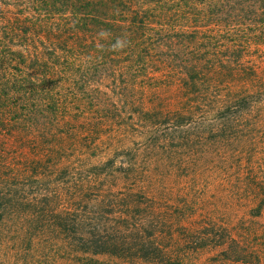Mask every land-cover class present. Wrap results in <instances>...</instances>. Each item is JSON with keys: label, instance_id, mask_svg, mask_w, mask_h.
Segmentation results:
<instances>
[{"label": "trees", "instance_id": "trees-1", "mask_svg": "<svg viewBox=\"0 0 264 264\" xmlns=\"http://www.w3.org/2000/svg\"><path fill=\"white\" fill-rule=\"evenodd\" d=\"M263 55L264 0H0V264H264L148 175L247 171Z\"/></svg>", "mask_w": 264, "mask_h": 264}, {"label": "rangeland", "instance_id": "rangeland-1", "mask_svg": "<svg viewBox=\"0 0 264 264\" xmlns=\"http://www.w3.org/2000/svg\"><path fill=\"white\" fill-rule=\"evenodd\" d=\"M262 59L264 60V55ZM261 67L260 77L264 83V64ZM258 89H264L263 84ZM259 112L260 113H256V115L259 114L264 116V106L262 108V112ZM261 124V133L259 134V137H245L243 138L241 146L248 148L249 151H251L250 155L253 154L249 164L255 168H251L248 163L247 171L238 167L230 168L228 172L226 188L223 191L220 190L218 180L216 179V174L213 170L205 171L203 176L200 177L193 173L194 169H189V171L186 170L183 176H179L177 171L174 172L173 175H166L163 172V176L161 178H157L156 174L152 175L150 172L148 174L149 178L154 179L155 184L159 186L163 192L167 193V197H165L167 199H171L169 204L176 205L178 203V198L184 197L180 195L185 193L186 197L191 201L195 212L199 211L200 215H204L202 214V211L205 213V211L209 209V211L212 213L214 221L225 223L231 226H237L241 233H243L246 228L254 227L256 223L259 226H264V210L260 217L253 216L252 214V210L256 205V201L253 198L254 193L252 192L254 189H249L246 187V185L240 183L247 182V179L252 181V177L255 176L260 177L259 181L264 185V119ZM116 138L118 137H115V139ZM102 139L104 142L101 145V149H107L105 151H108L109 143L111 140H114V137H100V140ZM122 139H124V137H120L117 142H113L112 147H122L120 142ZM233 144L235 146L237 145L238 147L240 146L236 140H233ZM231 150L234 151L233 148ZM250 155H247V157H250ZM254 161H257L259 166L256 164L254 165ZM141 170L143 173L149 172V168L145 166H143ZM239 177L243 178L244 180L239 181ZM142 183L143 182L139 183V185L142 186ZM231 184L234 186L230 187ZM146 189L147 191H152L150 188ZM261 234H264V227L260 229V235ZM261 241L262 240H260L258 243H261ZM261 245V251H264V245ZM215 254L216 250L203 252L197 257V263L206 264L207 260L211 257H214Z\"/></svg>", "mask_w": 264, "mask_h": 264}]
</instances>
